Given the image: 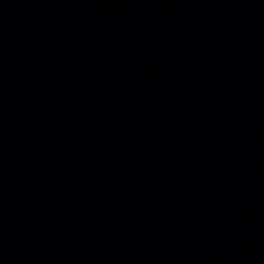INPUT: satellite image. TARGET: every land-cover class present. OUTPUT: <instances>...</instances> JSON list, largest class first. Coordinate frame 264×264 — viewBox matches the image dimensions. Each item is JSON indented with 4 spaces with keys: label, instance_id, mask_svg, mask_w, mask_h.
Here are the masks:
<instances>
[{
    "label": "water",
    "instance_id": "1",
    "mask_svg": "<svg viewBox=\"0 0 264 264\" xmlns=\"http://www.w3.org/2000/svg\"><path fill=\"white\" fill-rule=\"evenodd\" d=\"M0 264H250L236 0H0Z\"/></svg>",
    "mask_w": 264,
    "mask_h": 264
}]
</instances>
